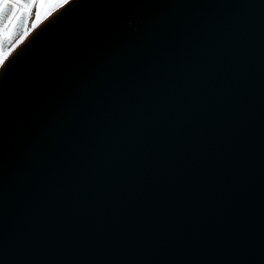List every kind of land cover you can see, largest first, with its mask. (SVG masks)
<instances>
[{"label":"water","instance_id":"1","mask_svg":"<svg viewBox=\"0 0 264 264\" xmlns=\"http://www.w3.org/2000/svg\"><path fill=\"white\" fill-rule=\"evenodd\" d=\"M65 1L0 63V264H264V0Z\"/></svg>","mask_w":264,"mask_h":264},{"label":"flooded vegetation","instance_id":"2","mask_svg":"<svg viewBox=\"0 0 264 264\" xmlns=\"http://www.w3.org/2000/svg\"><path fill=\"white\" fill-rule=\"evenodd\" d=\"M39 1L0 0V8H3L0 13V63L9 51L42 23V19L35 20L36 4Z\"/></svg>","mask_w":264,"mask_h":264},{"label":"rangeland","instance_id":"3","mask_svg":"<svg viewBox=\"0 0 264 264\" xmlns=\"http://www.w3.org/2000/svg\"><path fill=\"white\" fill-rule=\"evenodd\" d=\"M67 1H68V0H66L63 4H65ZM60 7H61V6H60ZM60 7H59V8H60ZM59 8H57V9H59ZM57 9H55V10L49 12V13H46V14L43 16V19H42L41 22H43L48 16H50L52 13H54ZM39 24H40V23H39ZM12 50H13V49H12ZM12 50H11V51H12ZM11 51H9V52L7 53V55H8L9 53H11ZM7 55H6V56H7ZM6 56H5V57H6ZM5 57H4V58H5Z\"/></svg>","mask_w":264,"mask_h":264},{"label":"snow or ice","instance_id":"4","mask_svg":"<svg viewBox=\"0 0 264 264\" xmlns=\"http://www.w3.org/2000/svg\"><path fill=\"white\" fill-rule=\"evenodd\" d=\"M6 6V5H5ZM3 12V8H0V13H2ZM10 18V17H9ZM4 67H7V65H4ZM0 70H2V69H0Z\"/></svg>","mask_w":264,"mask_h":264}]
</instances>
